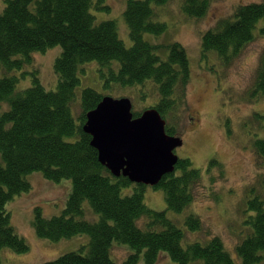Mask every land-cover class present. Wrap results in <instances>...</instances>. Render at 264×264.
<instances>
[{
	"label": "trees",
	"instance_id": "16d2710c",
	"mask_svg": "<svg viewBox=\"0 0 264 264\" xmlns=\"http://www.w3.org/2000/svg\"><path fill=\"white\" fill-rule=\"evenodd\" d=\"M103 1L6 0L0 14V264H4L5 248L30 251L12 224L8 203L32 192L28 176L34 172H42L50 182H73L61 215L48 218L41 206L35 208L37 234L52 241L90 237L79 250L39 264H118L111 255L115 243L131 248L123 264H158L163 254H169L174 264H237L220 237L184 247V229L168 218V211L182 213L194 202L195 189L202 183L200 170L191 160L180 159L176 173L154 187L164 190L166 211L146 205L147 186L114 177L100 162L85 126L88 113L105 96L87 87L79 97V72L85 64L98 62L103 75L109 70L107 82L125 88L154 84L160 98L154 108L166 120L167 133L175 137H179L177 112L188 106L191 83V64L182 44L160 45L145 39L146 34L160 35L167 27L154 21L151 2L164 5L171 0H128L125 17L132 47L120 38L115 21L96 22L93 9H110ZM210 6L211 0H181L182 11L190 17L203 18ZM262 22L264 1L239 6L233 17L203 34V56L215 52L229 62L253 42L257 31L264 37ZM56 46L62 47L55 62L57 90L48 91L36 76L34 85L18 91L17 76L26 74L23 71L32 64L33 54ZM166 48L169 54L163 58L159 50ZM115 62L118 70L112 67ZM254 92L264 97V51ZM3 103L9 104L5 110ZM140 115L134 112L135 117ZM254 149L264 163V137L255 141ZM130 188L132 192L124 195L123 189ZM88 207L98 219L91 220ZM251 209L255 215L246 223L250 234L237 248L241 264L264 261V196L258 195ZM185 224L191 231L204 226L198 215L188 216Z\"/></svg>",
	"mask_w": 264,
	"mask_h": 264
},
{
	"label": "rangeland",
	"instance_id": "374dc122",
	"mask_svg": "<svg viewBox=\"0 0 264 264\" xmlns=\"http://www.w3.org/2000/svg\"><path fill=\"white\" fill-rule=\"evenodd\" d=\"M261 1L264 0H211L210 9L203 18L186 15L181 9V0H171L164 5L151 2L155 12L154 21L164 23L167 27L160 35H145V39L153 44H182L191 64L188 106L177 112V131L184 144L176 150V154L180 159L191 160L193 167L200 170L202 183L195 189L194 202L182 213L168 211V218L184 229V247L193 242L206 244L213 237H220L237 264H241L238 245L251 230L246 223L255 215L251 202L258 195L264 196V163L259 162L254 149L255 141L264 137V97L254 94L264 51V37L257 31L253 42L229 62H225L215 52H209L204 57L202 41L206 31L216 27L219 21L233 17L239 6ZM127 2L104 0L103 4L110 9L95 8L92 13L97 23L115 21L120 38L127 47H132L130 27L125 17ZM5 6L6 0H0V14ZM61 53L62 47L56 46L46 53L33 54L32 64L23 71L26 74L23 76L18 72L20 82L17 90L30 88L37 76L48 91H56L59 76L55 62ZM159 53L165 58L169 51L166 48L159 50ZM112 67L118 70L119 63L115 62ZM108 71L106 69L103 75L100 64L95 61L85 64L79 72V97L83 89L91 87L105 97L130 99L133 113H142L158 104L160 98L154 84L125 88L118 83L107 82ZM2 107L5 110L9 104L3 103ZM75 108L80 111L77 104ZM75 114L78 115L77 112ZM77 115L75 117L78 119ZM212 161L218 164L212 166ZM177 172L181 173V170ZM28 180L32 192L15 197L8 203V209L12 213L13 226L25 238L30 251L18 253L5 248L2 251L4 264H39L56 260L89 244L90 237L87 235L59 241L42 238L34 225L37 206L43 208V215L48 218L63 213L73 191V182H50L42 172L30 174ZM122 192L126 195L132 189H123ZM145 203L156 211L167 210L166 195L162 188L147 186ZM89 213L92 215L91 220L98 219L91 210ZM190 215L201 217L204 223L201 231L187 228L185 221ZM130 253L129 246L115 243L111 255L118 264H123ZM168 255L163 254L158 264H174ZM260 264H264V261Z\"/></svg>",
	"mask_w": 264,
	"mask_h": 264
},
{
	"label": "water",
	"instance_id": "95a60500",
	"mask_svg": "<svg viewBox=\"0 0 264 264\" xmlns=\"http://www.w3.org/2000/svg\"><path fill=\"white\" fill-rule=\"evenodd\" d=\"M166 120L155 108L135 117L128 98L104 97L87 115L85 130L100 162L114 177L132 183L158 186L165 176L176 173L181 137L170 136Z\"/></svg>",
	"mask_w": 264,
	"mask_h": 264
}]
</instances>
